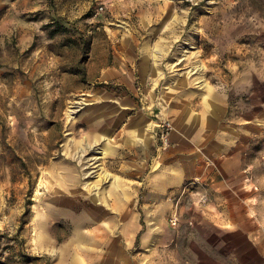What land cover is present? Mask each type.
I'll use <instances>...</instances> for the list:
<instances>
[{
    "label": "rangeland",
    "instance_id": "obj_1",
    "mask_svg": "<svg viewBox=\"0 0 264 264\" xmlns=\"http://www.w3.org/2000/svg\"><path fill=\"white\" fill-rule=\"evenodd\" d=\"M223 95L260 111L244 179L264 237V0H0V264H190L165 236L214 192H185L172 227L148 174L179 109Z\"/></svg>",
    "mask_w": 264,
    "mask_h": 264
},
{
    "label": "crops",
    "instance_id": "obj_2",
    "mask_svg": "<svg viewBox=\"0 0 264 264\" xmlns=\"http://www.w3.org/2000/svg\"><path fill=\"white\" fill-rule=\"evenodd\" d=\"M255 108L254 104L240 108L223 95L212 98L206 107L179 109L172 120L170 148L160 168L148 174L154 198L170 190L165 202L166 207L170 204L169 213L192 178L198 177L214 192L215 205L196 210L192 225L184 220L165 236L186 240L190 264H264L260 190H252L244 179V169L250 166L248 137L260 131V111ZM142 124L135 122L126 129L125 142L129 144L130 136L137 135L143 147ZM99 129L104 132L105 126ZM81 236L77 234V240Z\"/></svg>",
    "mask_w": 264,
    "mask_h": 264
},
{
    "label": "built area",
    "instance_id": "obj_3",
    "mask_svg": "<svg viewBox=\"0 0 264 264\" xmlns=\"http://www.w3.org/2000/svg\"><path fill=\"white\" fill-rule=\"evenodd\" d=\"M167 127L169 128L170 125L169 123L166 124ZM161 137H165L164 134H161ZM207 186L198 178H192L188 180L182 188V191L180 193L179 198L184 195L185 192H197L200 190L199 196H198V202L200 203H206L209 201V193L207 192ZM179 200L176 201L175 206L172 208L171 212L168 214L167 220L169 224L172 227H176L179 223V211H178V206H179Z\"/></svg>",
    "mask_w": 264,
    "mask_h": 264
},
{
    "label": "bare ground",
    "instance_id": "obj_4",
    "mask_svg": "<svg viewBox=\"0 0 264 264\" xmlns=\"http://www.w3.org/2000/svg\"><path fill=\"white\" fill-rule=\"evenodd\" d=\"M85 145V144H84ZM91 146V145H90ZM89 148V147H88ZM95 149V148H94ZM94 149H93V151H94ZM85 151V150H84ZM99 152L101 153L99 156H97L98 157V159L99 158H102L103 157V155H105V153H106V150L104 149V148H99ZM92 153V152H91ZM94 157V156H93ZM89 158V157H88ZM92 159V158H91ZM89 160V159H88ZM85 162V161H84ZM89 162V161H88ZM97 162V161H96ZM87 163V162H86ZM88 164V163H87ZM98 164V163H97ZM99 165V164H98ZM89 172V171H88ZM107 173H103V177H105V179H106V177H107ZM91 176V175H90ZM89 187V186H88ZM72 188V187H71ZM91 188H92V186H91ZM73 189V188H72ZM89 190V189H88ZM39 230H41V229H39Z\"/></svg>",
    "mask_w": 264,
    "mask_h": 264
}]
</instances>
